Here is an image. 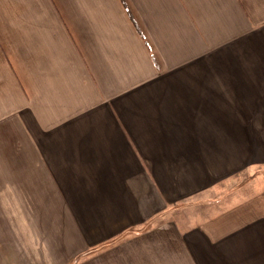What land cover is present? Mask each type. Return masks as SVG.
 <instances>
[{"label": "crops", "instance_id": "obj_1", "mask_svg": "<svg viewBox=\"0 0 264 264\" xmlns=\"http://www.w3.org/2000/svg\"><path fill=\"white\" fill-rule=\"evenodd\" d=\"M125 2L0 0V264H264V0Z\"/></svg>", "mask_w": 264, "mask_h": 264}, {"label": "rangeland", "instance_id": "obj_2", "mask_svg": "<svg viewBox=\"0 0 264 264\" xmlns=\"http://www.w3.org/2000/svg\"><path fill=\"white\" fill-rule=\"evenodd\" d=\"M252 189V186L251 187H248L247 188V192H249V190H251ZM229 192H227V194H228ZM250 193H252V192H249L248 194H250ZM238 198H239V193L236 191L235 192V194L234 195H232L231 197H230V195H228L226 198H225V200L222 202V203H220L221 205L219 206V207H216V208H214V209H218V208H225V206H228V205H230V204H232V203H236L237 201H238ZM194 208H197V207H194ZM198 208H200L201 210H203L201 213H209V212H207V210L208 211H210L211 210V207H209V206H201V207H198ZM196 222H198V220L196 221Z\"/></svg>", "mask_w": 264, "mask_h": 264}, {"label": "trees", "instance_id": "obj_3", "mask_svg": "<svg viewBox=\"0 0 264 264\" xmlns=\"http://www.w3.org/2000/svg\"><path fill=\"white\" fill-rule=\"evenodd\" d=\"M124 5L126 6V9H127L128 13L130 14V16L133 18V15H132V13H131V10H130V8L128 7V5H127V3L125 2V0H124Z\"/></svg>", "mask_w": 264, "mask_h": 264}]
</instances>
